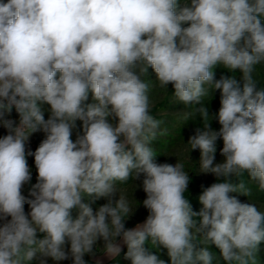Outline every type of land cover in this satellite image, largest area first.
<instances>
[{"label":"clouds","instance_id":"clouds-1","mask_svg":"<svg viewBox=\"0 0 264 264\" xmlns=\"http://www.w3.org/2000/svg\"><path fill=\"white\" fill-rule=\"evenodd\" d=\"M260 64L264 0H0V120L13 107L20 115L16 127L3 120L9 134L0 138V220L11 218L0 226V264H29L37 254L40 264L65 260L66 242L74 264H85L100 238L105 254L118 257L117 237L131 264H165L146 247L157 244L171 264H213L212 245L225 264H259L264 212L229 193L251 194L245 173L264 190V88L253 77ZM218 65L240 70L243 86L233 75L215 80ZM149 68L186 106L201 105L205 85L220 90L219 132L201 105L194 113L209 130L188 141L201 152L200 171L224 178L199 195V213L184 195V164L155 161L152 142L166 129L150 114ZM89 92L96 103L86 104ZM38 102L50 105L47 120ZM77 120L83 135L73 142ZM41 130L38 182L27 199L25 144ZM218 138L225 162L214 165ZM141 174L149 215L125 229L134 209L122 195L113 200L117 182ZM92 196L108 202L94 212L82 202Z\"/></svg>","mask_w":264,"mask_h":264},{"label":"rangeland","instance_id":"rangeland-1","mask_svg":"<svg viewBox=\"0 0 264 264\" xmlns=\"http://www.w3.org/2000/svg\"><path fill=\"white\" fill-rule=\"evenodd\" d=\"M6 2V0H4ZM190 2V0H188ZM181 3V2H180ZM183 6V3H181ZM144 79L149 82L150 89H149V100H150V112L153 110L152 116L156 119L163 121L161 124V130H165L164 134L157 136V139L152 142V147L157 155L155 157V161L159 164H171L175 166L177 162L184 164V170L189 172V176L196 175L197 177L207 178L211 173H203L200 171V164H201V152L199 149L191 150V146L188 143L190 137L194 136L199 129L201 132L207 131L204 127V122L202 118H199L198 113H194L195 107H200L201 105L210 108L207 109L209 116L211 117L209 124L210 130L219 132L220 128L222 127L218 122V113L215 111V107L211 100L218 101V106L220 108V91H213V89L205 85L207 89V95L202 97L201 105H184L182 102L178 101V99L174 95V88L172 84H168L166 87L162 88L157 81L156 74L152 68H149L148 76H145ZM173 90L170 92V90ZM163 99L169 100V106L160 107L158 104ZM96 103V101L92 97V93L89 92L88 100L86 104ZM39 107L44 115L45 120H47L50 115V105L45 102L39 103ZM218 108V111H219ZM108 122L111 123L114 127L118 123V118L114 116H110L107 118ZM83 135V122L77 120L76 127L72 130V138L75 140L78 136ZM35 136H43L46 138V134L41 130L37 131L30 135L29 140L26 144H29L31 139ZM223 148V140L222 138H218L216 141V153L214 159V165L225 162V157L221 154V150ZM145 176L141 174L139 179L133 180L129 178L127 182H117V188L119 192L116 193L113 200L119 199V196H124L130 206L134 209L133 212L130 214L128 218L125 220V225L129 221L140 222L139 224H143L145 220V210L143 206V201L147 198V194L143 190V180ZM236 197L242 203H249L255 204L258 210L264 212V202H260L258 200L248 198L242 194L240 195H232ZM84 203L89 204V206L95 212L98 208L108 202L107 198H96L95 196L86 197V202ZM149 211V210H148ZM71 215L73 219L77 218L79 215V209L75 208L72 210ZM133 229V228H132ZM46 237V233H41L37 230V239H44ZM103 243V238H100ZM116 243L120 245L122 248L123 246V239L122 237L116 238ZM64 250L68 253V256H71L70 253V243L66 242L64 246ZM38 255V254H37ZM99 260H108L110 257L105 254V252L98 257Z\"/></svg>","mask_w":264,"mask_h":264},{"label":"trees","instance_id":"trees-1","mask_svg":"<svg viewBox=\"0 0 264 264\" xmlns=\"http://www.w3.org/2000/svg\"><path fill=\"white\" fill-rule=\"evenodd\" d=\"M181 3H184L185 0H180ZM190 3V2H189ZM183 26H188V25H183ZM236 76V79L240 82L241 87L243 86V80H242V72L240 70H236V72H231L228 69H225L222 65L217 66L214 69V79L219 80L222 76ZM254 79L257 80L258 82V88H264V64H260L256 66V70L253 73ZM173 90L171 89L170 92ZM220 91V90H217ZM221 96V93H220ZM221 99V97H220ZM219 99V102H220ZM38 102V106H39ZM169 100L163 99L162 101L159 102L160 107H165L169 106ZM210 103L213 104L215 107V111L218 113V101H213L211 100ZM210 109V108H207ZM153 110H151L152 112ZM150 114L152 115V113ZM202 118V117H198ZM3 120H10L13 122L12 126L16 127L19 125L20 122V115L16 111L15 107H13L12 111L10 113H5ZM3 120H0V138H3L4 136L9 134V129L4 126ZM45 139L43 136H35L31 139L29 142L28 146L25 145V152H26V159L28 163V167L31 172V180L27 183H25L21 189L22 195H24L27 199H33V197L30 195V192L33 188V186L38 182V171L35 166V159H34V153L36 149L40 146L41 142ZM73 142L76 140L71 137ZM32 153V154H29ZM224 178H217L214 174L210 175L207 178H201L197 177L196 175L190 176V182L188 185V189L185 192V197L189 200L192 210L196 213H199L203 205L199 202V195L203 192V190L209 186H211L213 183L216 182H223ZM244 182L246 183V186L250 189V195L248 198H252L255 200H258L260 202H264V190H261L254 181H251L250 178L248 177L247 173L244 174L242 177ZM233 182H238L233 178ZM230 196L232 195H240V193H229ZM247 197V196H246ZM83 201L86 202V198L83 199ZM24 210L26 214H29L31 209L30 206L26 203L24 205ZM149 215V211L145 210V220L147 219ZM30 218V217H29ZM11 218L8 217L7 220H10ZM194 219L197 221V225H199V222L201 220L200 216H195ZM7 220H0V226L3 225V223L7 222ZM144 221V220H142ZM134 222V221H129L125 225V229H132L135 228L140 222ZM200 235L197 234V240H199ZM104 244L102 240L98 239L97 243L93 247V252L92 253H86L83 257L85 260V264H131V261L129 259L125 258V253L127 252V246L126 244H123L121 248V252L118 257H111L108 260H99L98 257L101 256L104 253ZM197 248L203 247L202 244H199L198 242L196 243ZM148 250L152 253L157 255V257L161 260L165 261V264H171L170 257L168 256L167 249H165L162 245L157 244L154 247H150L146 245ZM210 250L214 253L216 259L213 261V264H225V262L220 259V250L216 248L214 245L210 246ZM46 259V264H74V260L72 256H68V259L61 260V261H54L51 258H45ZM259 264H264V243L260 245V253L257 257ZM29 264H40V257L39 254L29 262Z\"/></svg>","mask_w":264,"mask_h":264},{"label":"built area","instance_id":"built-area-1","mask_svg":"<svg viewBox=\"0 0 264 264\" xmlns=\"http://www.w3.org/2000/svg\"><path fill=\"white\" fill-rule=\"evenodd\" d=\"M26 146H28V144H25Z\"/></svg>","mask_w":264,"mask_h":264}]
</instances>
